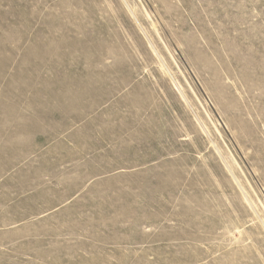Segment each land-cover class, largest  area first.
Here are the masks:
<instances>
[{"label": "rangeland", "instance_id": "1", "mask_svg": "<svg viewBox=\"0 0 264 264\" xmlns=\"http://www.w3.org/2000/svg\"><path fill=\"white\" fill-rule=\"evenodd\" d=\"M0 264H264V0H0Z\"/></svg>", "mask_w": 264, "mask_h": 264}]
</instances>
